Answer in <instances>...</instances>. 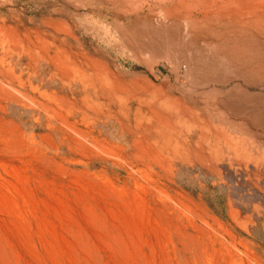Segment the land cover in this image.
Masks as SVG:
<instances>
[{"label":"rangeland","instance_id":"1","mask_svg":"<svg viewBox=\"0 0 264 264\" xmlns=\"http://www.w3.org/2000/svg\"><path fill=\"white\" fill-rule=\"evenodd\" d=\"M0 264H264V0H0Z\"/></svg>","mask_w":264,"mask_h":264}]
</instances>
